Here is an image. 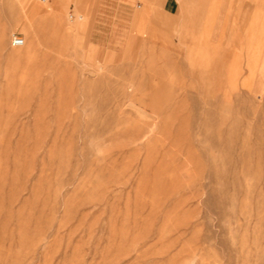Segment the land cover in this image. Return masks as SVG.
<instances>
[{
    "label": "rangeland",
    "instance_id": "rangeland-1",
    "mask_svg": "<svg viewBox=\"0 0 264 264\" xmlns=\"http://www.w3.org/2000/svg\"><path fill=\"white\" fill-rule=\"evenodd\" d=\"M87 4L0 0V264H264V0Z\"/></svg>",
    "mask_w": 264,
    "mask_h": 264
},
{
    "label": "crops",
    "instance_id": "crops-1",
    "mask_svg": "<svg viewBox=\"0 0 264 264\" xmlns=\"http://www.w3.org/2000/svg\"><path fill=\"white\" fill-rule=\"evenodd\" d=\"M88 4L85 6L87 16L92 17L91 31L97 36L102 33L128 31L135 32L140 18H143L145 32H152L154 28L157 32L170 31L166 29V24L173 22V32L178 33L181 26V15L183 8L188 11L198 9L206 10V15L210 16L219 6L220 0H83ZM200 4V5H199ZM118 27L127 29L119 30Z\"/></svg>",
    "mask_w": 264,
    "mask_h": 264
},
{
    "label": "built area",
    "instance_id": "built-area-1",
    "mask_svg": "<svg viewBox=\"0 0 264 264\" xmlns=\"http://www.w3.org/2000/svg\"><path fill=\"white\" fill-rule=\"evenodd\" d=\"M9 44L13 47H18L22 44V38L16 34H12L9 38Z\"/></svg>",
    "mask_w": 264,
    "mask_h": 264
},
{
    "label": "bare ground",
    "instance_id": "bare-ground-1",
    "mask_svg": "<svg viewBox=\"0 0 264 264\" xmlns=\"http://www.w3.org/2000/svg\"><path fill=\"white\" fill-rule=\"evenodd\" d=\"M33 10H35V7H34V9ZM82 19V18H81ZM20 49H25L26 48V45H25V42H24V40H23V38H22V44L20 45V46H18Z\"/></svg>",
    "mask_w": 264,
    "mask_h": 264
}]
</instances>
